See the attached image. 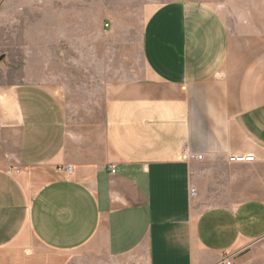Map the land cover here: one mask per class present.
Returning a JSON list of instances; mask_svg holds the SVG:
<instances>
[{
  "label": "crops",
  "instance_id": "1",
  "mask_svg": "<svg viewBox=\"0 0 264 264\" xmlns=\"http://www.w3.org/2000/svg\"><path fill=\"white\" fill-rule=\"evenodd\" d=\"M126 21L111 42L145 70L101 100L0 87V264H264L242 255L264 243V35L202 0Z\"/></svg>",
  "mask_w": 264,
  "mask_h": 264
},
{
  "label": "rangeland",
  "instance_id": "2",
  "mask_svg": "<svg viewBox=\"0 0 264 264\" xmlns=\"http://www.w3.org/2000/svg\"><path fill=\"white\" fill-rule=\"evenodd\" d=\"M166 1L170 0H0V87L33 79L75 92L72 101L101 100L109 89L107 80L137 77L145 70L135 44L111 42L113 22L128 20L137 29L152 7ZM202 1L223 13L233 36L264 35L259 26L264 23V0ZM80 20L96 43L79 41ZM133 35L137 39V32ZM242 255L264 261V243Z\"/></svg>",
  "mask_w": 264,
  "mask_h": 264
},
{
  "label": "built area",
  "instance_id": "3",
  "mask_svg": "<svg viewBox=\"0 0 264 264\" xmlns=\"http://www.w3.org/2000/svg\"><path fill=\"white\" fill-rule=\"evenodd\" d=\"M182 156L186 160H203L205 155L203 153L193 152L187 147H185L182 151ZM229 161L231 162H253L255 161V157L253 155H245V154H235L229 156ZM112 172H116V168L111 166ZM69 172L72 170V166H67L66 168ZM193 193H196V190H193ZM226 264H233L232 259H225Z\"/></svg>",
  "mask_w": 264,
  "mask_h": 264
}]
</instances>
